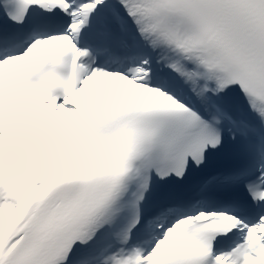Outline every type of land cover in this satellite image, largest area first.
Segmentation results:
<instances>
[{
  "label": "snow or ice",
  "instance_id": "obj_1",
  "mask_svg": "<svg viewBox=\"0 0 264 264\" xmlns=\"http://www.w3.org/2000/svg\"><path fill=\"white\" fill-rule=\"evenodd\" d=\"M0 264H264V0H0Z\"/></svg>",
  "mask_w": 264,
  "mask_h": 264
}]
</instances>
